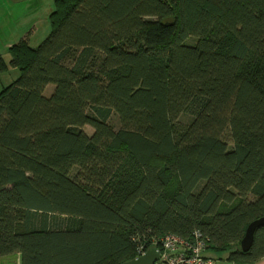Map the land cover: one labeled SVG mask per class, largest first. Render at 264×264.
<instances>
[{"label": "trees", "instance_id": "1", "mask_svg": "<svg viewBox=\"0 0 264 264\" xmlns=\"http://www.w3.org/2000/svg\"><path fill=\"white\" fill-rule=\"evenodd\" d=\"M55 5L45 41L0 56L20 69L0 91V258L123 264L199 231L214 261L264 259V226L241 249L264 218V0Z\"/></svg>", "mask_w": 264, "mask_h": 264}, {"label": "rangeland", "instance_id": "2", "mask_svg": "<svg viewBox=\"0 0 264 264\" xmlns=\"http://www.w3.org/2000/svg\"><path fill=\"white\" fill-rule=\"evenodd\" d=\"M55 3L56 0H0V56L10 62V49L21 40L28 41L33 48L45 41L53 26L51 14L57 9ZM174 21V18L166 20V22ZM19 76L20 69L12 66L6 72L0 73V91L15 82ZM53 87L51 85L47 89V95L52 94ZM117 122L114 120L115 124ZM84 130L89 135L93 133L91 127H85ZM176 186L177 182L166 190V198L173 196ZM227 256V253L216 252L211 255L216 264H231L227 261ZM17 260V255L3 257L0 258V264H17Z\"/></svg>", "mask_w": 264, "mask_h": 264}, {"label": "built area", "instance_id": "3", "mask_svg": "<svg viewBox=\"0 0 264 264\" xmlns=\"http://www.w3.org/2000/svg\"><path fill=\"white\" fill-rule=\"evenodd\" d=\"M159 249L161 258L155 264H215L213 259L205 256L207 242L199 231L193 233L191 240H184L174 234L168 235L162 239ZM146 251L141 250L139 255Z\"/></svg>", "mask_w": 264, "mask_h": 264}, {"label": "water", "instance_id": "4", "mask_svg": "<svg viewBox=\"0 0 264 264\" xmlns=\"http://www.w3.org/2000/svg\"><path fill=\"white\" fill-rule=\"evenodd\" d=\"M264 226V218L252 222L246 232L244 239L241 241V249L244 253H248L253 248L255 242V234ZM161 258V250L158 247L148 249L144 254L127 261L123 264H155Z\"/></svg>", "mask_w": 264, "mask_h": 264}, {"label": "crops", "instance_id": "5", "mask_svg": "<svg viewBox=\"0 0 264 264\" xmlns=\"http://www.w3.org/2000/svg\"><path fill=\"white\" fill-rule=\"evenodd\" d=\"M211 253V251L209 252V256H211V255H213V253L212 254H210ZM8 257V256H7ZM228 257V256H227ZM17 258H18V260H17V264H21V259H20V256H18L17 255ZM229 262V261H228ZM229 263H231V264H235V263H232V262H229ZM254 264H264V259H262L261 261H259V262H257V263H254Z\"/></svg>", "mask_w": 264, "mask_h": 264}]
</instances>
